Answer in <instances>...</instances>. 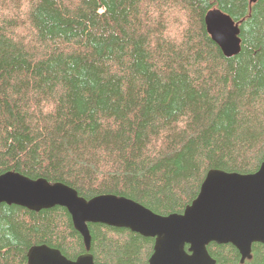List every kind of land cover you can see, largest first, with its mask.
<instances>
[{
  "label": "trees",
  "instance_id": "obj_1",
  "mask_svg": "<svg viewBox=\"0 0 264 264\" xmlns=\"http://www.w3.org/2000/svg\"><path fill=\"white\" fill-rule=\"evenodd\" d=\"M213 8L239 24L240 54L209 34ZM263 161L264 0H0V175L167 216L211 169L249 174ZM89 228L97 264H148L154 238ZM40 244L71 260L87 251L65 207L1 203L0 264H29ZM208 249L216 264H264L261 243L243 263L232 244Z\"/></svg>",
  "mask_w": 264,
  "mask_h": 264
},
{
  "label": "water",
  "instance_id": "obj_2",
  "mask_svg": "<svg viewBox=\"0 0 264 264\" xmlns=\"http://www.w3.org/2000/svg\"><path fill=\"white\" fill-rule=\"evenodd\" d=\"M257 0H251L256 2ZM207 30L226 57L241 52V29L219 8L205 16ZM16 204L33 211L65 207L86 252L71 260L57 249L35 245L29 264H97L91 253V223H103L155 239L148 264H216L209 245L232 244L241 262L252 258L253 245L264 244V161L249 174L211 169L200 192L183 213L158 214L126 197L105 194L87 200L66 184L8 172L0 175V204Z\"/></svg>",
  "mask_w": 264,
  "mask_h": 264
},
{
  "label": "rangeland",
  "instance_id": "obj_3",
  "mask_svg": "<svg viewBox=\"0 0 264 264\" xmlns=\"http://www.w3.org/2000/svg\"><path fill=\"white\" fill-rule=\"evenodd\" d=\"M9 2H13V1H9ZM7 3H8V2H7ZM13 3H14V2H13ZM173 17H174V16H173ZM173 17H172L171 14H170V18H173ZM171 33H172L173 36H175L172 27H171Z\"/></svg>",
  "mask_w": 264,
  "mask_h": 264
},
{
  "label": "bare ground",
  "instance_id": "obj_4",
  "mask_svg": "<svg viewBox=\"0 0 264 264\" xmlns=\"http://www.w3.org/2000/svg\"><path fill=\"white\" fill-rule=\"evenodd\" d=\"M1 175H2V174H1ZM44 245H46V244H44ZM47 246H48V245H47ZM33 247H34V246H33ZM31 248H32V247H31ZM31 248H30V249H31ZM30 249H29V251H30ZM29 251H28V253H29ZM27 256H28V254H27Z\"/></svg>",
  "mask_w": 264,
  "mask_h": 264
}]
</instances>
